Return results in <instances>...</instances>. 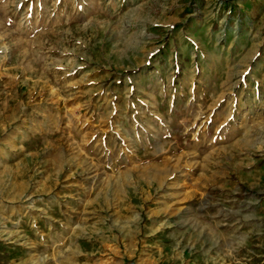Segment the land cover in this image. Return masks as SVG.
<instances>
[{"label":"rangeland","instance_id":"374dc122","mask_svg":"<svg viewBox=\"0 0 264 264\" xmlns=\"http://www.w3.org/2000/svg\"><path fill=\"white\" fill-rule=\"evenodd\" d=\"M257 3L0 0V264H264Z\"/></svg>","mask_w":264,"mask_h":264},{"label":"crops","instance_id":"0c3cea01","mask_svg":"<svg viewBox=\"0 0 264 264\" xmlns=\"http://www.w3.org/2000/svg\"><path fill=\"white\" fill-rule=\"evenodd\" d=\"M227 1L230 6L222 10V13L218 15L222 23L219 22L220 25H218L216 20H212V24L207 28L204 34L207 41H211L213 44L221 45V47L228 44L231 48H240L243 47L242 41L246 39V35L251 31L250 26L253 21L250 16L253 15L255 10L253 6H258L259 4L257 2H261V0ZM214 29L218 30L215 31ZM216 32L218 33L217 35H215ZM255 57L256 54H252L250 59ZM183 60L186 62L185 58ZM176 64L177 63H174V65ZM180 67L177 65L175 66L176 73L179 72ZM179 76H181V74Z\"/></svg>","mask_w":264,"mask_h":264},{"label":"trees","instance_id":"16d2710c","mask_svg":"<svg viewBox=\"0 0 264 264\" xmlns=\"http://www.w3.org/2000/svg\"><path fill=\"white\" fill-rule=\"evenodd\" d=\"M182 69H183V67H180V68H179V72L176 73V78H179V77H180L179 75L181 74Z\"/></svg>","mask_w":264,"mask_h":264}]
</instances>
